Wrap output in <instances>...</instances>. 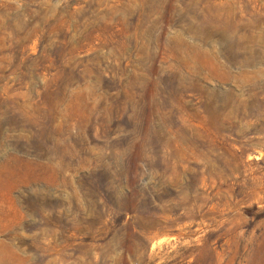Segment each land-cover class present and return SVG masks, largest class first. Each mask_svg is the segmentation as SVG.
<instances>
[{
  "label": "rangeland",
  "instance_id": "obj_1",
  "mask_svg": "<svg viewBox=\"0 0 264 264\" xmlns=\"http://www.w3.org/2000/svg\"><path fill=\"white\" fill-rule=\"evenodd\" d=\"M0 264H264V0H0Z\"/></svg>",
  "mask_w": 264,
  "mask_h": 264
}]
</instances>
